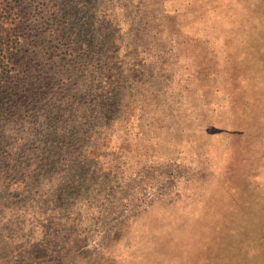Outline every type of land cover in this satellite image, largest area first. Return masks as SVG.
<instances>
[{"label":"rangeland","instance_id":"rangeland-1","mask_svg":"<svg viewBox=\"0 0 264 264\" xmlns=\"http://www.w3.org/2000/svg\"><path fill=\"white\" fill-rule=\"evenodd\" d=\"M96 19L103 43L59 69L74 122L0 129L27 139L0 162V264H264V0H100Z\"/></svg>","mask_w":264,"mask_h":264},{"label":"trees","instance_id":"trees-1","mask_svg":"<svg viewBox=\"0 0 264 264\" xmlns=\"http://www.w3.org/2000/svg\"><path fill=\"white\" fill-rule=\"evenodd\" d=\"M99 7L100 0H0V129L23 125L29 133L28 127L34 125L31 131L41 139L51 128V123L44 120L47 115L53 120L60 118V112L72 113L75 94L67 87L60 65L65 59L74 62L83 58L81 52L87 46L83 41L103 43L94 27ZM102 21L112 27L108 15ZM108 36L105 45L118 40L113 34ZM73 37L83 43L78 53L70 48ZM32 48L46 52L44 62L29 54L34 52ZM55 77L59 82L53 84ZM73 116L70 123L74 122ZM20 139L17 147L11 145L13 139L0 135V162H16V155L24 153L27 139L24 135ZM32 158L31 165L38 157ZM74 173L75 169L70 168L69 176ZM88 174L86 181L90 180ZM14 179L10 178V184L20 181ZM66 191L62 189L63 194Z\"/></svg>","mask_w":264,"mask_h":264}]
</instances>
